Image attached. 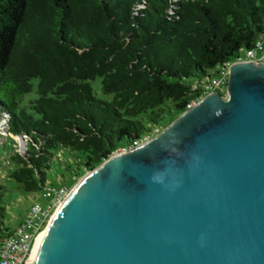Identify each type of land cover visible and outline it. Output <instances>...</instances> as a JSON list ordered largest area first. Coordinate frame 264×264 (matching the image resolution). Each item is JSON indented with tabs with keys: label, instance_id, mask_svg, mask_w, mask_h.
<instances>
[{
	"label": "trees",
	"instance_id": "1",
	"mask_svg": "<svg viewBox=\"0 0 264 264\" xmlns=\"http://www.w3.org/2000/svg\"><path fill=\"white\" fill-rule=\"evenodd\" d=\"M263 34L264 0H0V131L21 142L8 152L0 136V171L37 194L66 151L83 178L169 126L199 97L195 83ZM96 79L110 101L94 97Z\"/></svg>",
	"mask_w": 264,
	"mask_h": 264
},
{
	"label": "water",
	"instance_id": "2",
	"mask_svg": "<svg viewBox=\"0 0 264 264\" xmlns=\"http://www.w3.org/2000/svg\"><path fill=\"white\" fill-rule=\"evenodd\" d=\"M27 264H264V63L87 172Z\"/></svg>",
	"mask_w": 264,
	"mask_h": 264
},
{
	"label": "built area",
	"instance_id": "3",
	"mask_svg": "<svg viewBox=\"0 0 264 264\" xmlns=\"http://www.w3.org/2000/svg\"><path fill=\"white\" fill-rule=\"evenodd\" d=\"M242 62L254 64L264 63V34L260 35L249 50L241 51V54L234 63L226 64L217 69V74L205 77L195 83L192 91L198 92L199 97L189 103L187 110L193 108L205 96L212 93L226 94L227 83L232 65ZM161 128L143 136L142 139L135 140L130 146L120 148L112 156L124 154L130 150L140 147L161 132ZM69 188L60 186L58 188L48 187L41 191L42 198L48 200L42 206L38 201H34L26 216L13 233L8 235L0 234V264H27L30 262L34 249L43 236L54 212L69 194Z\"/></svg>",
	"mask_w": 264,
	"mask_h": 264
},
{
	"label": "rangeland",
	"instance_id": "4",
	"mask_svg": "<svg viewBox=\"0 0 264 264\" xmlns=\"http://www.w3.org/2000/svg\"><path fill=\"white\" fill-rule=\"evenodd\" d=\"M91 86L95 98L102 101H110L112 99V96L103 94L101 90L100 79L92 81ZM36 98L37 94L34 90L25 98V101L34 100ZM144 127L146 130L152 131L154 129V126L147 122H144ZM3 129L0 131V136H3L4 140L7 137H10V139L12 140V142L9 140L6 143V151L19 152V146L21 145L20 139L17 137L9 136L6 132V129ZM163 129L164 128L162 127L161 130ZM1 152L2 148L0 147V153ZM66 165H69L71 168H73V171H67L65 169ZM76 174L77 169L75 168V161H73L72 157H70L69 154L65 151L64 153L59 154V156H55V159L51 164V169L47 173V180L49 183L53 184L54 188L66 186L67 188H69V191H71L73 187L82 179L80 178L74 181ZM72 180L74 181L73 184ZM0 185L5 186L8 191L5 197L6 217L4 218L3 226L5 229L9 230V233H13L19 226L21 221L26 216L31 204L35 200L38 201L42 206H44L48 201L42 198L41 192L37 194L24 193L14 181L8 179V175L4 170L0 171Z\"/></svg>",
	"mask_w": 264,
	"mask_h": 264
},
{
	"label": "bare ground",
	"instance_id": "5",
	"mask_svg": "<svg viewBox=\"0 0 264 264\" xmlns=\"http://www.w3.org/2000/svg\"><path fill=\"white\" fill-rule=\"evenodd\" d=\"M41 240H42V237L39 239V241H38V243H37V245H36V247L34 249V252H33L32 256H31V259H30V263H33L35 261V259H36L38 248H39V245L41 243Z\"/></svg>",
	"mask_w": 264,
	"mask_h": 264
}]
</instances>
